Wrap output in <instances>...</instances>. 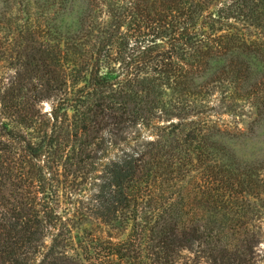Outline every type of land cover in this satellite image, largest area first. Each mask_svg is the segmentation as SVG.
Returning a JSON list of instances; mask_svg holds the SVG:
<instances>
[{
  "label": "trees",
  "instance_id": "obj_1",
  "mask_svg": "<svg viewBox=\"0 0 264 264\" xmlns=\"http://www.w3.org/2000/svg\"><path fill=\"white\" fill-rule=\"evenodd\" d=\"M2 3L0 264H264V0ZM114 150L62 215L54 163Z\"/></svg>",
  "mask_w": 264,
  "mask_h": 264
},
{
  "label": "rangeland",
  "instance_id": "obj_2",
  "mask_svg": "<svg viewBox=\"0 0 264 264\" xmlns=\"http://www.w3.org/2000/svg\"><path fill=\"white\" fill-rule=\"evenodd\" d=\"M12 3V15L17 16L18 23L24 21L26 15L22 12L25 0H10ZM5 5L0 0V12L5 8ZM19 10V11H18ZM35 11V10H32ZM15 68L8 69L7 67L0 69V74L5 77H12L14 75ZM41 112L44 113L45 118H49L53 111L56 110L57 104L56 100L51 98L49 100H44L39 105ZM70 113L71 111L68 110ZM220 120L227 125L238 126L240 129H246L245 121L246 118L235 117L233 115L224 113L220 115ZM11 127L15 131H22L23 133H31V131L25 127L18 126L17 124H11ZM250 129L255 133L248 142L239 145L240 154L250 156L249 153L253 148L264 149V120L257 127L252 124ZM146 138H152L148 135ZM49 139L47 138V141ZM36 141V140H33ZM52 158L55 160L58 158L61 152H59L54 146L49 152ZM68 154V153H67ZM71 154L67 158L61 160L60 163H54V169L59 172L53 176L52 187H51V197L52 201L56 204L57 210L67 217L72 215L76 210L80 209H90L94 203V195L97 191V185L92 184L89 179L94 176L93 171H97L102 168V164L110 161L111 159H118L121 155L115 150L110 153H97L99 157L97 162L93 166L78 165L75 163V158H70ZM57 161V160H56ZM83 167V168H80Z\"/></svg>",
  "mask_w": 264,
  "mask_h": 264
}]
</instances>
